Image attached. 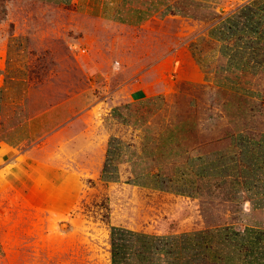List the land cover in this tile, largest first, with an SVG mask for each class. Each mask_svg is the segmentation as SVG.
I'll return each mask as SVG.
<instances>
[{"label": "rangeland", "instance_id": "374dc122", "mask_svg": "<svg viewBox=\"0 0 264 264\" xmlns=\"http://www.w3.org/2000/svg\"><path fill=\"white\" fill-rule=\"evenodd\" d=\"M217 2L225 10L187 0L192 19L168 22L186 27L169 37L173 47L184 44L176 48L185 62L159 59L164 36L141 47L139 32L92 21L88 57L76 64L68 42L84 35L70 26L74 16L40 0H0V55L9 50L0 61V264H112V226L157 237L228 225L264 230V207L239 192L258 177L247 173L253 156L240 138L264 135V71L236 69L211 53L216 42L183 35L195 20L214 29L236 8L235 0ZM225 43L217 46L223 56ZM85 93L91 107L53 124L38 118ZM200 145L205 154L194 150ZM215 151L213 167L200 173L191 159ZM105 162L116 181L101 178Z\"/></svg>", "mask_w": 264, "mask_h": 264}, {"label": "trees", "instance_id": "16d2710c", "mask_svg": "<svg viewBox=\"0 0 264 264\" xmlns=\"http://www.w3.org/2000/svg\"><path fill=\"white\" fill-rule=\"evenodd\" d=\"M211 36L223 45L229 64L241 70L264 71V0H248L237 6L212 29ZM242 141V142H241ZM244 153H251L253 172L241 183L239 192L255 208L264 207V135L259 139L240 138ZM224 151V150H223ZM220 151L192 158L200 173H208L211 162ZM251 155H249L250 157ZM107 162L101 171L105 181H116L108 176ZM138 184V183H134ZM142 185V184H141ZM239 197L238 195H235ZM264 230L258 226L238 229L233 225L216 230H200L157 237L129 229L110 227V258L112 264H261L264 258ZM257 255V263L250 260Z\"/></svg>", "mask_w": 264, "mask_h": 264}, {"label": "crops", "instance_id": "0c3cea01", "mask_svg": "<svg viewBox=\"0 0 264 264\" xmlns=\"http://www.w3.org/2000/svg\"><path fill=\"white\" fill-rule=\"evenodd\" d=\"M45 3L52 4L56 6L59 9L66 10L71 16H74L75 18L69 20L70 26H72L76 32L83 33L84 39L83 41H70L68 42L69 51L68 54H70L71 58L75 60L76 64H78L81 61H86V58L88 57L87 50L90 48L86 45L85 40V34L89 31H91L92 21L95 22H102L106 26H113L118 28H123L127 30H132L134 32H139V41L137 44H139L141 47L144 46L146 43L149 44V47H154V41L158 43L160 39L162 40V37L164 36L165 39L162 43V46L164 47L159 59H167V58H173L176 59L177 64H180L182 62L186 61L183 60V58H180L179 55L181 54L180 47H184L181 43L175 44L173 47V44L171 43V40L169 37L173 36V31H176V34H180L182 30L186 29L185 25H181V27L176 26L175 28H172L171 25L168 24V22H172L173 20H178L185 22L187 17L189 20L192 18L189 17L187 14L188 11L184 7V2L187 0H40ZM195 1H206L210 2L213 5H216L217 9L219 7L224 6L223 3H219L217 1L219 0H195ZM233 8L247 2L248 0H235ZM219 5V6H218ZM227 6L222 7L223 10H225ZM232 8L229 7L228 10H231ZM198 20H195L193 24H189L187 26V32L183 33L190 34L191 32L197 31L195 34V37L200 38L199 36H203L205 41L211 40L212 42H216V50H214V46L211 48V53L215 56H219L224 58L226 61L227 58L225 55H221L219 50H217V46L220 44V41L215 39L213 36H211V28L208 30H205V27H200V24L198 25ZM192 37V36H191ZM197 40L198 39H193ZM166 42V44H165ZM184 43V42H183ZM153 44V46H152ZM176 45H179L180 47L176 48ZM156 47V46H155ZM154 47V48H155ZM153 48V49H154ZM162 48V47H160ZM155 50V49H154ZM160 51V50H158ZM7 52V53H6ZM158 52H156L157 54ZM9 56V50L8 47L6 50H3L0 55V61L6 60ZM18 56V55H17ZM153 56V54H152ZM183 56H185L183 54ZM179 62V63H178ZM176 64V65H177ZM84 70L82 72H85L88 70V68L84 65ZM3 67H0V70H2ZM1 72V71H0ZM62 75L63 71L61 69H58L57 72L54 74ZM71 73V72H70ZM77 73V72H74ZM89 73V72H88ZM192 77V73L188 74ZM201 73L197 74V77L195 78V81H198L203 78L200 76ZM71 78V75L68 76ZM190 77V80H191ZM67 90H73L70 86L67 88ZM65 90V91H67ZM143 92L144 97L147 98L149 96H145L144 89H141V93ZM76 93V92H75ZM74 93V94H75ZM57 95H64V90L59 91L56 93ZM88 94H90L91 97V91H88ZM165 92H159L155 93L157 96L164 97ZM216 93V97L217 98ZM86 93L84 95H77L74 97H68L67 99H63L62 101H59L58 103L54 104L50 108H47L46 110L42 111V115H38V118H43L42 122L47 121L48 123L45 124H53L55 120L59 119L60 117H64L66 113L68 112H76V111H82L85 110V107L88 105L91 107V98L90 101L86 103L85 100L87 99ZM147 95V94H146ZM81 97L80 99L78 98ZM214 99V101H215ZM89 100V99H87ZM216 106L219 110V100L217 98ZM82 106V107H81ZM84 107V108H83ZM78 122V121H76ZM209 127V125L207 126ZM79 126H76L75 124H71L69 126V133L72 134L73 132L75 134L78 133L77 129ZM202 128V125H201ZM208 135H211L207 133ZM212 136V135H211ZM75 138V137H74ZM71 140V139H70ZM73 143L77 142V138L73 139ZM210 145H213V150L219 149V141L215 138V144L209 143ZM74 145V144H73ZM188 147V143L186 145ZM205 145L198 146V150L194 149L195 151H200L199 154H205L203 152L207 151L205 150ZM10 148V150H16V146L12 142H7V149ZM192 148V147H189ZM16 152V151H14ZM13 151L7 152V159H12V156L14 155Z\"/></svg>", "mask_w": 264, "mask_h": 264}]
</instances>
